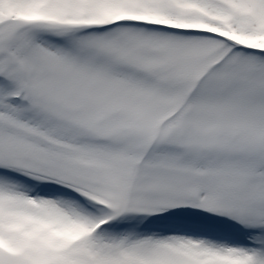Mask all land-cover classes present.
<instances>
[{
    "label": "snow or ice",
    "instance_id": "obj_1",
    "mask_svg": "<svg viewBox=\"0 0 264 264\" xmlns=\"http://www.w3.org/2000/svg\"><path fill=\"white\" fill-rule=\"evenodd\" d=\"M0 264H264V0H0Z\"/></svg>",
    "mask_w": 264,
    "mask_h": 264
}]
</instances>
